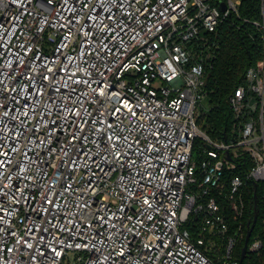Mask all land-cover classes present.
<instances>
[{"label": "built area", "instance_id": "built-area-1", "mask_svg": "<svg viewBox=\"0 0 264 264\" xmlns=\"http://www.w3.org/2000/svg\"><path fill=\"white\" fill-rule=\"evenodd\" d=\"M240 4L0 0V264H240L247 185L264 186V49L229 140L197 124L211 40Z\"/></svg>", "mask_w": 264, "mask_h": 264}, {"label": "trees", "instance_id": "trees-1", "mask_svg": "<svg viewBox=\"0 0 264 264\" xmlns=\"http://www.w3.org/2000/svg\"><path fill=\"white\" fill-rule=\"evenodd\" d=\"M264 0H241L239 14L233 15L229 21L218 28L211 46L216 51L213 66L207 72L206 91L210 109L201 112L197 124L212 140L228 141L230 131L236 123L230 106V96L245 82L247 70L255 66L263 56L264 31L263 24ZM198 147V142L195 144ZM198 149V148H197ZM195 155L196 159L201 157ZM264 186L248 182L245 194V213L242 220L244 233L248 224L253 222L257 194V221L253 229L249 244L257 237L261 241L258 251H248L242 264H264ZM227 206L224 204L223 209ZM237 222L230 217V224L234 227ZM246 237V236H245ZM245 238L237 246L235 256L240 260Z\"/></svg>", "mask_w": 264, "mask_h": 264}, {"label": "water", "instance_id": "water-1", "mask_svg": "<svg viewBox=\"0 0 264 264\" xmlns=\"http://www.w3.org/2000/svg\"><path fill=\"white\" fill-rule=\"evenodd\" d=\"M221 8H222L223 11L226 10V6H225L224 4L221 6ZM257 198H258V197H257V194L255 193V195H254V202H255L254 219H253L252 224H251V223L248 224L249 229H248V232H247V235H246V238H245L244 247H243V249H242L241 258H240V264L243 263V261H244V259H245V256H246V254H247V252H248V244H249V240H250V238H251V235H252L253 229H254V227H255V223H256V221H257V210H256V207H257Z\"/></svg>", "mask_w": 264, "mask_h": 264}, {"label": "rangeland", "instance_id": "rangeland-1", "mask_svg": "<svg viewBox=\"0 0 264 264\" xmlns=\"http://www.w3.org/2000/svg\"><path fill=\"white\" fill-rule=\"evenodd\" d=\"M202 105H203V109H204V111L205 112H207V111H209V109H210V104H209V99H208V97H206L204 100H203V102H202ZM198 142V146L201 148V149H203V142L202 141H197ZM197 152H198V150H197V148H196V151H195V155L197 154ZM199 155V154H198ZM243 231H244V229H243ZM248 232V231H247ZM244 233V232H243ZM247 235V233L245 234V236ZM246 238V237H245ZM242 242V239H240L239 241H238V243H237V246L240 244ZM237 248V247H236ZM236 250V249H235ZM249 250V249H248Z\"/></svg>", "mask_w": 264, "mask_h": 264}, {"label": "snow or ice", "instance_id": "snow-or-ice-1", "mask_svg": "<svg viewBox=\"0 0 264 264\" xmlns=\"http://www.w3.org/2000/svg\"><path fill=\"white\" fill-rule=\"evenodd\" d=\"M3 162H0V165H2ZM145 203H147V201H145ZM0 219H2V217H0Z\"/></svg>", "mask_w": 264, "mask_h": 264}]
</instances>
